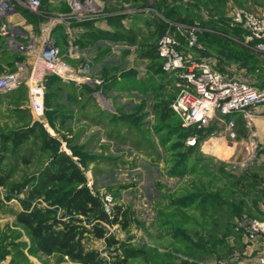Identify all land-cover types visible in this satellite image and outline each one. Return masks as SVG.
I'll list each match as a JSON object with an SVG mask.
<instances>
[{"label":"rangeland","instance_id":"374dc122","mask_svg":"<svg viewBox=\"0 0 264 264\" xmlns=\"http://www.w3.org/2000/svg\"><path fill=\"white\" fill-rule=\"evenodd\" d=\"M46 1L44 13L41 0L35 13L13 1L14 11L33 21V53L11 54L0 37V76L20 72L26 78L27 61L41 48L36 39L53 41L62 57L78 52L80 58L66 61L71 78L43 79L42 117L32 113L26 79L0 96V137L35 125L72 156L91 181L86 182L91 194L127 211V227L108 228L114 247L93 237L87 247L101 252L107 264L122 259L127 264H259L261 249L237 226L244 219H264V139L252 137L253 144L239 146L233 156L202 153V141L224 128H215L219 121L201 129L183 125L171 107L178 81L163 70L157 47L164 35H176L191 59L264 88V53L236 35L233 20L238 10H263L264 0H221L219 8L212 0H88L80 12L72 0ZM109 19L116 22L110 35L120 40L105 38L99 28L108 27L103 24ZM81 22H91L94 38H83ZM46 27H51L47 34ZM17 29V37L25 38ZM83 69L89 79H82ZM2 148L0 171L10 178L0 187V264H79L58 252L42 253L29 229L17 222L25 192L15 196L11 188L37 175L50 152L32 140L14 158L4 157ZM70 191L62 186L58 205L42 204L41 217H62L59 203ZM194 192L215 204L176 205Z\"/></svg>","mask_w":264,"mask_h":264},{"label":"built area","instance_id":"2783aa9c","mask_svg":"<svg viewBox=\"0 0 264 264\" xmlns=\"http://www.w3.org/2000/svg\"><path fill=\"white\" fill-rule=\"evenodd\" d=\"M13 1L32 13L39 8V2L0 0V36L5 37L7 43L16 50L27 51L29 47H24L15 40L19 30L8 23V18L15 12ZM233 20L243 31L242 35L247 38V42H254L256 48L264 53V9L257 13L238 10L234 13ZM50 30L51 27H46L43 31L47 34ZM39 43L41 48L37 51L26 78L20 72L0 76V95L12 93L23 83L22 79H26L30 108L36 118L42 117L44 113L43 79L47 75H55L60 79L72 77L69 65L53 41L44 38ZM194 45L195 40H189L188 48ZM183 48L182 40L173 34L164 35L157 47L163 70L175 75L178 81L179 93L171 107L183 125L201 129L217 120L224 125L220 135L234 140L237 138L235 118L241 116L251 129L256 117L255 110L264 107V88H259L252 82L230 78L209 63L191 59ZM87 71L82 70V79H89ZM194 142L192 140L190 143ZM104 207L106 212H111L112 207L108 203H104ZM237 227L245 233L249 243L259 246L262 251L259 264H264V219H244Z\"/></svg>","mask_w":264,"mask_h":264},{"label":"trees","instance_id":"16d2710c","mask_svg":"<svg viewBox=\"0 0 264 264\" xmlns=\"http://www.w3.org/2000/svg\"><path fill=\"white\" fill-rule=\"evenodd\" d=\"M219 1L221 0H212L211 4L219 8ZM41 2L44 13L47 1L41 0ZM77 26L89 27L91 22H81ZM242 34L243 31L238 28L236 35L242 37ZM206 42H209L210 45L215 43L209 39ZM202 139L203 136L200 141ZM29 140L40 143L43 151L50 152V157L47 164L26 184L14 185L11 188L15 196L25 192V197L21 201L22 211L17 214V222L29 229L37 247L46 255L58 252L71 262L79 264H107L101 252L89 249L86 241L93 237L102 239L107 248L114 247L117 243L109 235L108 228L115 225L127 227V211L123 207L115 205L111 208L110 213L106 212L104 203L90 193L86 186L87 180L72 156L59 151L57 141L46 135L43 130H37L35 125L2 135L0 144L3 146V156L8 154L10 157H16ZM192 152L195 150H191L189 153ZM2 161L3 159H0V162ZM180 165L185 168L188 163ZM180 165L178 164L177 167ZM177 167L174 168V171L177 170ZM9 178L8 171H0V187H4ZM64 185L71 187V191L66 195V200L59 203L64 209L62 217L51 219L41 217L43 211L41 205L47 203V206H51L54 202L58 205V196ZM239 194L241 195V193ZM247 195L248 193L243 194V196ZM199 201L204 205L215 204L212 197H205L194 192V194L180 197L176 205L187 207ZM216 204L218 205L219 202ZM188 218L185 217V219ZM114 264H127V259L119 260Z\"/></svg>","mask_w":264,"mask_h":264},{"label":"crops","instance_id":"0c3cea01","mask_svg":"<svg viewBox=\"0 0 264 264\" xmlns=\"http://www.w3.org/2000/svg\"><path fill=\"white\" fill-rule=\"evenodd\" d=\"M88 1V0H86ZM90 3H92L90 1ZM261 11V10H260ZM8 22L10 23L11 26L16 28H22L26 35L28 36L25 38L22 37H16L15 40L25 46V47H29L27 49V51L22 52L23 54H28L29 52L33 53V45H31L33 43V21H28L27 17L24 16L22 13L20 14L19 12L15 11L14 13H12L10 15V17L8 18ZM106 24L108 25V27H99L103 30V33L105 34V38H110V39H114V40H120L118 38V36L116 37L115 35H110L112 34L113 31H111V29H109V27L114 26L116 24V22L112 19H109L108 21H105V24H103L104 26H106ZM79 28H81L82 30V36L84 39H89V38H94L95 36L91 33L90 30L93 26H89V27H81L78 26ZM86 31H88L86 33ZM1 38L4 39L5 42L6 38L3 36H0ZM98 37V36H96ZM39 41L36 39V47H39ZM31 43V44H30ZM38 50V49H37ZM7 51H9V53H14L16 52V49L11 47L10 45H7ZM37 51L34 54V57L31 56V58L28 59L27 64L29 66V69L31 68V65L34 61L35 55H36ZM83 55V54H82ZM64 60L68 62V60H78L80 58L79 53L74 52V54L72 53H68L66 54L64 57ZM19 65H17L18 67ZM0 96H4V95H0ZM255 114L256 117L253 121V126L252 128H248L243 120V118L241 116H238L235 118L236 120V127H235V131L237 134V138L232 140L229 138H224L221 135H218V131L214 130V132L212 133V136L214 138H205L202 143L200 144V148H202V153L204 154H210V155H215V156H233L235 155L237 149L239 146L244 145H252L253 144V140L252 139L255 137H258L260 139H264V107H260L258 109L255 110ZM214 122H218L217 120L212 121V124H214ZM216 127H222L224 128L223 123L220 124H216ZM256 135V136H255ZM221 136V137H220Z\"/></svg>","mask_w":264,"mask_h":264},{"label":"water","instance_id":"95a60500","mask_svg":"<svg viewBox=\"0 0 264 264\" xmlns=\"http://www.w3.org/2000/svg\"><path fill=\"white\" fill-rule=\"evenodd\" d=\"M73 1V9L75 11H78L80 12L84 7H85V4H86V0H72ZM90 180L87 181V184L89 185L90 184Z\"/></svg>","mask_w":264,"mask_h":264}]
</instances>
